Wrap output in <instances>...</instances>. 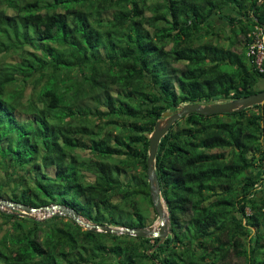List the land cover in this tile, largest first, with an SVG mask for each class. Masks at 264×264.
I'll use <instances>...</instances> for the list:
<instances>
[{"label":"trees","instance_id":"trees-1","mask_svg":"<svg viewBox=\"0 0 264 264\" xmlns=\"http://www.w3.org/2000/svg\"><path fill=\"white\" fill-rule=\"evenodd\" d=\"M259 2L0 0V199L149 226L163 114L264 91ZM155 168L165 240L0 210V264H264V104L182 118Z\"/></svg>","mask_w":264,"mask_h":264},{"label":"water","instance_id":"water-1","mask_svg":"<svg viewBox=\"0 0 264 264\" xmlns=\"http://www.w3.org/2000/svg\"><path fill=\"white\" fill-rule=\"evenodd\" d=\"M263 0H260L259 5ZM264 104V91L254 93L229 102H217L212 104H186L180 107L178 112H165L162 119L159 120L152 135L149 138V156L147 159V175L150 187V196L154 209L158 215L160 225L158 228L153 224L147 227H114L109 225H99L85 220L81 214L68 206L61 204H51L41 208H34L28 205L17 203L10 200L0 199V210L6 213H19L20 215L29 216L37 219L34 214L41 211L46 216H61L67 217L83 226L85 229H90L95 232H103L108 234H125L134 237L158 238L165 240L169 235V219L168 211L162 198L160 181L156 173L155 162L158 153L159 145L162 138L167 134L170 128L180 121L182 118L198 113L205 116L215 114H231L233 112H241L255 105ZM165 210L167 218L165 219Z\"/></svg>","mask_w":264,"mask_h":264},{"label":"rangeland","instance_id":"rangeland-1","mask_svg":"<svg viewBox=\"0 0 264 264\" xmlns=\"http://www.w3.org/2000/svg\"><path fill=\"white\" fill-rule=\"evenodd\" d=\"M75 75H77V74L74 73L72 76H75ZM263 88H264V82H261L259 84V86H258V89H263ZM162 120L165 121L164 119H162ZM88 155H90V153L89 154H87V153L85 154V156H88ZM48 172H49V175L50 176L54 177V172L52 170H49ZM138 200H139V204L142 207V210L144 211V215H145L147 221L149 222V226H151L150 225L151 222L154 221L153 224L156 226V228H158L159 225H160V222H159L158 215L155 212L154 208L151 206V204L148 202V200H146V199L144 200V199H141V198H138ZM127 205H128V203L126 204V206ZM123 206H124V204H123ZM126 210H129L130 213H133L134 212V209H131V208H128ZM34 216L36 218L42 219V220L45 219V218L51 217V216L44 215V213L41 212V211H38L36 214H34ZM166 217H167V214H166Z\"/></svg>","mask_w":264,"mask_h":264},{"label":"built area","instance_id":"built-area-1","mask_svg":"<svg viewBox=\"0 0 264 264\" xmlns=\"http://www.w3.org/2000/svg\"><path fill=\"white\" fill-rule=\"evenodd\" d=\"M249 54L255 56V63L257 68L264 72L263 62H264V32L261 31L259 37L256 39L255 43L250 47Z\"/></svg>","mask_w":264,"mask_h":264},{"label":"bare ground","instance_id":"bare-ground-1","mask_svg":"<svg viewBox=\"0 0 264 264\" xmlns=\"http://www.w3.org/2000/svg\"><path fill=\"white\" fill-rule=\"evenodd\" d=\"M167 217H166V211H165V219H166Z\"/></svg>","mask_w":264,"mask_h":264}]
</instances>
